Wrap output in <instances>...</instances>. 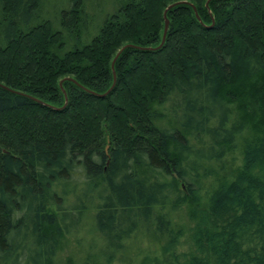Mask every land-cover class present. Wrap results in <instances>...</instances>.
<instances>
[{
  "label": "trees",
  "instance_id": "obj_1",
  "mask_svg": "<svg viewBox=\"0 0 264 264\" xmlns=\"http://www.w3.org/2000/svg\"><path fill=\"white\" fill-rule=\"evenodd\" d=\"M41 1L0 0V264H61L90 206L84 264L140 237L145 264H264V0L179 2L161 46L177 0H116L89 40L85 0L60 27Z\"/></svg>",
  "mask_w": 264,
  "mask_h": 264
},
{
  "label": "rangeland",
  "instance_id": "obj_2",
  "mask_svg": "<svg viewBox=\"0 0 264 264\" xmlns=\"http://www.w3.org/2000/svg\"><path fill=\"white\" fill-rule=\"evenodd\" d=\"M69 5V0H42L40 7V18H48L55 27H60V14L62 8ZM85 10L87 21L89 23L85 38L89 40L97 31L98 25L108 12L114 10L116 0H85ZM1 16V12H0ZM85 40V39H84ZM85 40V41H87ZM64 88V87H63ZM251 134L252 131H249ZM242 154L240 150L237 151V162L241 161ZM236 160V159H234ZM205 205V200L203 201ZM94 211L95 207L90 206L84 213L83 223L78 230H74L61 237V244L57 255L58 261L61 264H84L86 258H97V252L101 245V238L94 226ZM190 211L187 206L175 212L174 217L181 225H191L193 222L190 219ZM184 249L189 247L188 235L184 240ZM158 242L149 239L148 237H141L133 240L128 247V250L121 255L119 260L110 264H145L144 257L147 255L154 256L160 251ZM99 260L101 263L103 260Z\"/></svg>",
  "mask_w": 264,
  "mask_h": 264
},
{
  "label": "water",
  "instance_id": "obj_3",
  "mask_svg": "<svg viewBox=\"0 0 264 264\" xmlns=\"http://www.w3.org/2000/svg\"><path fill=\"white\" fill-rule=\"evenodd\" d=\"M184 1H187V0H177V1H174V2H171V3H169L166 7V10H165V18H166V22H165V28H164V30H165V32H164V36H163V39H162V43L159 45V46H161L164 42H165V39H166V36H167V32H168V27H169V24H170V18L168 17V10L171 8V7H173L174 5H176L177 3H179V2H184ZM209 2H210V0H207V5H209ZM192 3V2H191ZM192 5L195 7V10H196V14H197V17H199L200 19H202V17H201V15H200V13H199V10H198V6L196 5V4H194V3H192ZM127 45H131L130 43H126V44H124L123 46H121V48L115 53L116 55L114 56V58L112 59V62H111V66H113V64H114V61H115V59L118 57V55H119V53H120V51H121V49L123 48V47H125V46H127ZM156 47H158V46H156ZM155 47V48H156ZM65 77H67V78H70V79H73L71 76H65ZM113 77H114V81H113V83L111 84V86L108 88V90H106V91H103V92H96V91H93V92H95L96 94H98L99 96L100 95H104V94H106L107 92H109L110 90H111V87H112V85L114 84V82H115V80H116V77H115V69H114V66H113ZM64 80V78L60 81V84H62V81ZM4 86H6V85H4ZM62 90L66 93V91L64 90V88L62 87ZM29 96H31V97H33V98H35L36 100H38V101H40V102H42V103H47V102H43V100H41V99H39L38 97H36V96H34V95H29ZM48 104V103H47ZM3 150H5L6 151V149L5 148H3Z\"/></svg>",
  "mask_w": 264,
  "mask_h": 264
}]
</instances>
